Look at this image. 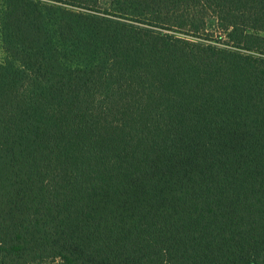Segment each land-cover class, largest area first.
<instances>
[{
    "label": "trees",
    "instance_id": "trees-1",
    "mask_svg": "<svg viewBox=\"0 0 264 264\" xmlns=\"http://www.w3.org/2000/svg\"><path fill=\"white\" fill-rule=\"evenodd\" d=\"M0 20V264H264V0Z\"/></svg>",
    "mask_w": 264,
    "mask_h": 264
},
{
    "label": "rangeland",
    "instance_id": "rangeland-1",
    "mask_svg": "<svg viewBox=\"0 0 264 264\" xmlns=\"http://www.w3.org/2000/svg\"><path fill=\"white\" fill-rule=\"evenodd\" d=\"M5 52H4V43H3V35H2V27L0 20V62H4Z\"/></svg>",
    "mask_w": 264,
    "mask_h": 264
}]
</instances>
